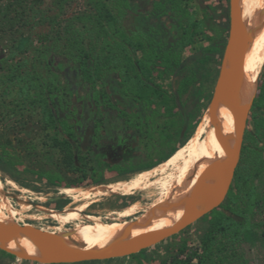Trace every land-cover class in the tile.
I'll return each instance as SVG.
<instances>
[{
  "label": "rangeland",
  "instance_id": "374dc122",
  "mask_svg": "<svg viewBox=\"0 0 264 264\" xmlns=\"http://www.w3.org/2000/svg\"><path fill=\"white\" fill-rule=\"evenodd\" d=\"M178 2L186 6L193 20L201 25L200 32L188 46L181 39L180 17L169 7L160 11L150 0H127L120 17V26L127 34L143 32L160 46L162 57L153 69L175 103L122 101L116 94L120 87L117 80L114 84L105 83L121 110L113 111L105 106L99 108L102 103L96 101V94L101 84L95 80L90 83L82 80L65 40L64 30L71 19L93 12L88 0L22 1L23 6H34L35 11H22L19 0H0V199L7 200L6 208L0 207L13 217L12 221L30 222L57 234L73 231V234L62 237L66 240L75 233L88 234L85 226L90 222L78 219L65 223L62 218L79 204L91 202L86 212L102 217L107 223L129 222V218H136L140 213L139 220H145L152 203L167 197L166 191L158 184L131 193L116 187L120 186L119 182H128L142 171L158 166L188 142L194 145L201 142L208 126L206 114L222 70L230 30V0ZM9 4L12 7L7 9L5 5ZM10 18L17 19L15 26L9 25ZM73 21L82 24L77 19ZM86 46L91 47L90 36L86 39ZM171 50L181 56L180 69L174 67L172 57L164 55ZM258 67L260 85L264 83V62ZM29 74H36L42 80L53 77L71 95L74 108L71 122L80 139L73 147L79 153L77 165L82 170L72 169L64 153L54 147L53 139L57 133L46 128L42 121L41 108L36 102L38 89L27 81ZM193 75L194 81H183ZM95 112L104 117L100 130L107 139L126 118L144 124L143 134H139L140 139L123 160L113 161L104 154L88 151V118ZM121 112H125V117L122 118ZM254 131L255 124L249 116L230 190H236L238 172H250L249 184L260 192L264 191V163H257L248 149ZM161 132L169 134L170 138ZM93 172H109L108 179L96 177L98 173ZM255 172H259V176H254ZM165 175L159 172L151 182ZM68 178L75 183H68ZM1 217L8 222L3 215ZM253 217L263 222L258 231L263 235L254 243H244L243 249L248 264H264V205L255 211ZM212 219L213 213L209 212L177 234L146 248L144 253L63 264H166L180 248L186 253L199 248L201 236ZM10 255L14 254L0 248V264H46Z\"/></svg>",
  "mask_w": 264,
  "mask_h": 264
},
{
  "label": "trees",
  "instance_id": "16d2710c",
  "mask_svg": "<svg viewBox=\"0 0 264 264\" xmlns=\"http://www.w3.org/2000/svg\"><path fill=\"white\" fill-rule=\"evenodd\" d=\"M22 1L19 0L22 11H35L34 6H23ZM88 1L93 12L74 18L79 20L81 25H77L74 19H71V23L64 30V35L72 51L74 66L78 69L82 80L87 83L95 80L101 84L96 94V101L101 100L102 104L116 106L117 103L113 101L105 83L114 84L118 80L120 87L116 94L121 98L131 99L137 103L156 101L175 103L176 100L171 98L153 69L156 61L162 57L160 46L155 44L153 38L146 37L143 32L127 34L120 26V17L127 0ZM151 2L155 9L165 11L169 7L180 17L178 25L182 29L181 39L184 45L188 46L201 29V25L193 20L188 8L182 6L178 0H168L167 3L163 0H151ZM10 6L12 7L10 4L5 5L7 9ZM4 10L5 8H2V11ZM16 20L10 18L9 25L15 26ZM89 36L91 47L86 46V39ZM164 55L173 58L175 68H181L179 53L171 50ZM194 77V75L191 78L187 76L183 81L190 83L194 81ZM27 81L30 82L31 87L38 89L36 102L42 108L48 126L58 128L61 125L60 127L67 131L68 137L65 136L61 140L56 138L55 145L65 152L69 166L75 170L79 169L77 162L80 156L73 147L77 136L74 127L68 122L73 113L71 95L53 77L42 80L36 74H29ZM250 117L254 121L255 131L251 135V147L245 149L250 150L249 153L257 163H264V83L258 85V96L253 102ZM100 121L102 122L98 119L95 123V141L99 136ZM126 124L130 129L143 134L144 124L141 122L127 118ZM161 133L166 138H170L169 134ZM253 175L259 176V172ZM250 176H252L250 172L237 173L236 190L231 189L225 201L211 211L213 219L201 236L199 248L187 253L184 248H180L166 264H248L243 245L248 242L254 243L263 235L258 234L263 222L256 220L253 214L264 205V191L260 192L256 186L249 184ZM66 181L70 184L75 183L72 178ZM145 251L143 249L138 253ZM10 257L13 258L14 255Z\"/></svg>",
  "mask_w": 264,
  "mask_h": 264
},
{
  "label": "bare ground",
  "instance_id": "6f19581e",
  "mask_svg": "<svg viewBox=\"0 0 264 264\" xmlns=\"http://www.w3.org/2000/svg\"><path fill=\"white\" fill-rule=\"evenodd\" d=\"M240 5L244 22L246 57L243 74L235 87L234 100L244 107L257 94L260 80L258 66L264 62V0H240ZM233 64L234 57L228 50L223 57L222 71L232 68ZM206 121L208 126L199 144L194 145L190 141L171 158L153 169L142 171L128 182L118 183L120 186L116 188L122 189L126 193L156 184L166 191L167 197L155 200L148 210V217L145 220H139L133 226V234L161 229L177 221L183 215L185 207L190 205V198L199 182L203 188H212L221 180L223 171L203 176L201 174H204L203 172L209 167L230 158V150L238 134L235 119L230 108L222 101L217 100L212 110L207 111ZM159 172L166 175L151 182L152 177ZM213 196V192L200 193L196 197L197 206L200 207L209 202ZM6 202L0 199V206L6 208ZM90 207L91 202L87 201L72 207L69 214L62 215L65 223L78 219L90 222L85 226L88 234L75 233L63 240L67 245L71 247L85 245L88 248L102 249L126 236L129 222L107 223L102 217L87 213L86 211ZM3 208L0 207V223H5L2 220V215L8 222L12 221L13 217L7 215ZM7 248L13 252H24L34 257L42 256L37 244L25 232L22 233V236L9 242Z\"/></svg>",
  "mask_w": 264,
  "mask_h": 264
},
{
  "label": "water",
  "instance_id": "95a60500",
  "mask_svg": "<svg viewBox=\"0 0 264 264\" xmlns=\"http://www.w3.org/2000/svg\"><path fill=\"white\" fill-rule=\"evenodd\" d=\"M228 50L234 57V64L232 68L226 71L221 70L214 87L213 101L209 111L212 110L217 100L226 104L235 119L238 133L237 139L230 150V158L227 161L217 163L205 170L203 172L204 174H201L203 176L223 171L221 180L212 188H203L199 182L197 189L190 198V205L185 207L180 219L161 229L133 234L132 228L138 223L140 213L136 218L128 219L129 225L126 228V236L123 239L102 249L88 248L85 245H79L77 247L67 245L62 237L73 234V231L57 234L30 222L10 221L0 223V248L8 250L16 255L18 259L36 260L46 264L76 263L119 258L136 254L143 249L149 248L177 234L203 215L219 207L225 201L234 180L235 171L241 157L248 119L256 97L255 95L251 102L244 107L237 104L234 100L235 87L243 74L246 57V50L244 48V22L240 0H230V30L226 51ZM213 126H215L214 123ZM202 192H213L214 196L212 200L198 207L196 197ZM23 232L37 244L41 251V257H34L24 252H13L7 248V244L15 238L20 237Z\"/></svg>",
  "mask_w": 264,
  "mask_h": 264
},
{
  "label": "flooded vegetation",
  "instance_id": "af4514ba",
  "mask_svg": "<svg viewBox=\"0 0 264 264\" xmlns=\"http://www.w3.org/2000/svg\"><path fill=\"white\" fill-rule=\"evenodd\" d=\"M124 100H125V98H122V101H124ZM101 106H105L106 108L111 109L113 111L120 109L117 105L116 106H109L107 104H101V105H99V108H101ZM71 108L74 109L72 107V105H71ZM119 111H121V110H119ZM40 112H41L42 121L44 122L45 127L51 128V129L55 130V132L57 133V135H55V137L53 139V145H54V147L61 150L58 145H55V142H56L55 139L58 138L61 140L65 136L68 137L67 131L65 129H63V127H60L61 125L58 128L53 127V126H48V124L44 120L42 108H41ZM121 113H122L121 114L122 118L125 117L126 114H124L123 112H121ZM73 117H74V110H73V113L70 116L68 122L74 127V131H75L76 136H77V141L75 143H78V141H80V139L78 138L77 130H76L74 124H72V122H71V118H73ZM98 119L104 120V117L102 114L97 113V112L93 113L92 116H90L88 118V132L86 134V145H87L88 151L89 152L96 151L98 154L99 153L104 154V155L108 156L110 160H113V161L123 160V158L127 155L129 149H131V147H133L137 143V140L140 139L139 133H137L135 130L130 129L128 127V125L126 124V120H125L124 124H122V126L118 130L111 132L109 139L105 138L104 134L102 133V130H100L97 141H95L96 133H95L94 129H95V123ZM100 123H101V121H100ZM62 152L65 155V152L64 151H62ZM140 160H141V162H143V159H140ZM82 169L83 168L79 167V170H82ZM93 173L94 174L98 173L96 177L104 178L105 180L108 179V177L106 175L109 172H93ZM89 176L90 175L88 174V177Z\"/></svg>",
  "mask_w": 264,
  "mask_h": 264
},
{
  "label": "crops",
  "instance_id": "0c3cea01",
  "mask_svg": "<svg viewBox=\"0 0 264 264\" xmlns=\"http://www.w3.org/2000/svg\"><path fill=\"white\" fill-rule=\"evenodd\" d=\"M212 3V2H211Z\"/></svg>",
  "mask_w": 264,
  "mask_h": 264
}]
</instances>
